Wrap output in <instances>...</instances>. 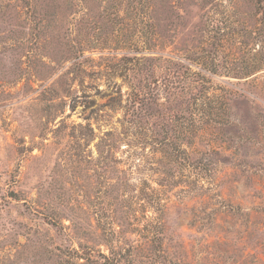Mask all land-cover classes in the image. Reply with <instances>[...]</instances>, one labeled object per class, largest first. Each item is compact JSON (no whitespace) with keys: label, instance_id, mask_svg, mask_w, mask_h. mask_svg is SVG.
<instances>
[{"label":"rangeland","instance_id":"obj_1","mask_svg":"<svg viewBox=\"0 0 264 264\" xmlns=\"http://www.w3.org/2000/svg\"><path fill=\"white\" fill-rule=\"evenodd\" d=\"M0 264H264V0H0Z\"/></svg>","mask_w":264,"mask_h":264}]
</instances>
